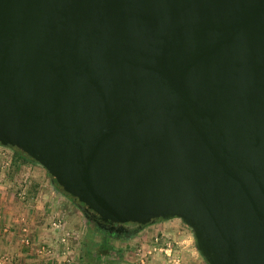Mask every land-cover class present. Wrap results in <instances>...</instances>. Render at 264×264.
I'll list each match as a JSON object with an SVG mask.
<instances>
[{
    "label": "water",
    "instance_id": "water-1",
    "mask_svg": "<svg viewBox=\"0 0 264 264\" xmlns=\"http://www.w3.org/2000/svg\"><path fill=\"white\" fill-rule=\"evenodd\" d=\"M0 143L101 226L264 264V0H0Z\"/></svg>",
    "mask_w": 264,
    "mask_h": 264
},
{
    "label": "crops",
    "instance_id": "crops-1",
    "mask_svg": "<svg viewBox=\"0 0 264 264\" xmlns=\"http://www.w3.org/2000/svg\"><path fill=\"white\" fill-rule=\"evenodd\" d=\"M7 148L0 143V255L12 264H208L176 217L148 223L118 249L117 238L102 247L103 235L88 226L83 208L47 178L46 169L14 159ZM43 245L54 254L40 252Z\"/></svg>",
    "mask_w": 264,
    "mask_h": 264
},
{
    "label": "trees",
    "instance_id": "trees-1",
    "mask_svg": "<svg viewBox=\"0 0 264 264\" xmlns=\"http://www.w3.org/2000/svg\"><path fill=\"white\" fill-rule=\"evenodd\" d=\"M14 148H15V150L18 153V154H16L17 156L21 157V156L25 155V156L29 157L31 160H34L35 161V159H33L30 155H28L26 152H24L20 148H18V147H14ZM51 177H52L53 181L55 182V184L57 185V187H59L60 189H62L64 192H66L63 189V187L61 185H59V183L56 181V179L52 175H51ZM67 194H69V193H67ZM69 195L79 204V201L73 195H71V194H69ZM158 219H162V218H157L155 220H158ZM145 226L146 225H143L142 227L135 226V227H132V228L128 229L127 231L116 232V231H112V230H110L108 228H105L104 226H100V225L96 224L95 225V230L99 234L103 235V237H104L105 243L102 245V247H106L107 249H109V245L106 244V242H107V240L109 238L129 239V238L133 237L136 234V232H138L139 230H141V228H143ZM91 231H92V229L89 232H91ZM97 245H99V244H97ZM95 247H93V248H95ZM110 248H112V247L110 246Z\"/></svg>",
    "mask_w": 264,
    "mask_h": 264
},
{
    "label": "rangeland",
    "instance_id": "rangeland-1",
    "mask_svg": "<svg viewBox=\"0 0 264 264\" xmlns=\"http://www.w3.org/2000/svg\"><path fill=\"white\" fill-rule=\"evenodd\" d=\"M10 148H7V149H9V151H11V153H12V155H13V158L15 159H17V160H19V159H21V158H26V159H30L29 157H27V156H25V155H23V156H21V157H19V156H17L16 154H18L17 153V151L15 150V148L13 147V146H9ZM31 160V159H30ZM32 161H34V160H32ZM35 163H37L38 165H40V167H42V168H44V169H46L42 164H40L39 162H37L36 160L34 161ZM46 172V176H47V178H49L51 181H53V179H52V177H51V175L49 174V172L47 171V169L45 170ZM53 183L55 184V182L53 181ZM56 185V184H55ZM57 186V185H56ZM73 199V198H72ZM73 201H75V200H73ZM83 211V210H82ZM86 214L84 213V216H85ZM176 217V219L178 220V221H180V223H182L183 225H184V227L185 228H187V229H189V231L191 232V234H193V236H194V233H193V230H192V228L190 227V226H188L184 221H183V219H181L180 217H177V216H175ZM87 218V221H88V226L89 227H95V223H93V221H91V220H89L88 219V217H86ZM159 220V219H158ZM133 227H135V226H133ZM137 233V232H136ZM134 237V236H133ZM110 239H112V238H110ZM116 240H118L116 243H115V247L118 249V245L119 244H117L119 241L122 243L123 242V240H128V239H116ZM113 241V240H112ZM120 251H116V253H119Z\"/></svg>",
    "mask_w": 264,
    "mask_h": 264
},
{
    "label": "built area",
    "instance_id": "built-area-1",
    "mask_svg": "<svg viewBox=\"0 0 264 264\" xmlns=\"http://www.w3.org/2000/svg\"><path fill=\"white\" fill-rule=\"evenodd\" d=\"M5 153V152H4ZM7 155V153H6ZM8 156V155H7ZM57 226H61V223L58 222L56 223ZM71 236V233L68 231L66 232L63 237H61V241L64 243V244H67V241L69 239V237ZM40 252H47L49 253L50 255L54 254V251L51 249V248H48L47 246L43 245L41 248H40ZM0 264H12V261L11 259L5 255V256H1L0 255ZM175 264H179V262H175Z\"/></svg>",
    "mask_w": 264,
    "mask_h": 264
},
{
    "label": "flooded vegetation",
    "instance_id": "flooded-vegetation-1",
    "mask_svg": "<svg viewBox=\"0 0 264 264\" xmlns=\"http://www.w3.org/2000/svg\"><path fill=\"white\" fill-rule=\"evenodd\" d=\"M81 207L83 208L85 214H89V215H90V217H88V219H90L91 221H93V223L100 225V224H99V221H100V220L97 219V218L95 217V215L92 214V212L87 211L83 206H81ZM100 226H101V225H100ZM105 228H106V227H105ZM130 228H132V226H128V229H130Z\"/></svg>",
    "mask_w": 264,
    "mask_h": 264
}]
</instances>
